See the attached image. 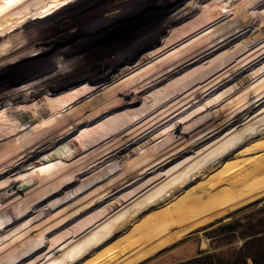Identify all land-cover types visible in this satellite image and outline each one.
I'll use <instances>...</instances> for the list:
<instances>
[{
    "label": "rangeland",
    "instance_id": "374dc122",
    "mask_svg": "<svg viewBox=\"0 0 264 264\" xmlns=\"http://www.w3.org/2000/svg\"><path fill=\"white\" fill-rule=\"evenodd\" d=\"M3 126L0 264L211 251L264 207L213 195L264 172V0H0Z\"/></svg>",
    "mask_w": 264,
    "mask_h": 264
},
{
    "label": "trees",
    "instance_id": "16d2710c",
    "mask_svg": "<svg viewBox=\"0 0 264 264\" xmlns=\"http://www.w3.org/2000/svg\"><path fill=\"white\" fill-rule=\"evenodd\" d=\"M212 250L175 264H264V207L211 233Z\"/></svg>",
    "mask_w": 264,
    "mask_h": 264
},
{
    "label": "bare ground",
    "instance_id": "6f19581e",
    "mask_svg": "<svg viewBox=\"0 0 264 264\" xmlns=\"http://www.w3.org/2000/svg\"><path fill=\"white\" fill-rule=\"evenodd\" d=\"M249 71H250V70H249ZM246 76H247V74L245 73L244 76H243V79H245ZM246 78H247V77H246ZM243 79H242V80H243ZM247 79H249V78H247ZM247 79H245V80H247ZM240 80H241V79H240ZM54 84H56V83L54 82ZM36 86H37V85H36ZM43 86H47V87H49V85H43ZM54 86H55V85H53V86L51 85V87H49V90H47V91H45V89H43L44 92H43V91H40V92H39V95L42 96V94L44 93L43 95L46 96L48 92H51V93H52V90H53L52 87H54ZM56 86H57V84H56ZM42 88H43V87H42ZM46 89H47V88H46ZM35 90L37 91L38 89L35 88ZM20 92H21V91H20ZM53 92H54V91H53ZM15 94H16V93H15ZM49 94H50V93H49ZM13 95H14V94H13ZM59 95H60V94H59ZM47 96H48V95H47ZM49 96H52V95H49ZM73 96H74V95H73ZM38 97H39V96H38ZM38 97H37V99H38ZM43 98H44V97H43ZM34 100H35V98H34ZM53 100H54V99H53ZM182 100H183V99H182ZM38 101H39V100H38ZM64 101H65V100H64ZM64 101H63V102H64ZM26 102H28V101H26ZM26 102H23V103L26 104ZM33 102L36 103V100L33 101ZM28 103H32V102L29 101ZM38 104H39V102L37 103V105H38ZM178 105H179V104H178ZM46 106H48V105H46ZM46 106H45V107H46ZM50 106H51V105H50ZM50 106H48V107L51 109ZM55 106H56V105H55ZM57 106H58V105H57ZM37 109H40L41 112H42L43 110H45V109L43 108V106H42V107H37ZM37 109H35V110H37ZM40 110H39V111H40ZM37 111H38V110H37ZM39 111H38V112H39ZM30 112H31V111L28 110V111L26 112L25 115H28ZM47 113H50V112H47ZM181 114H182V113H181ZM84 115H85V114H84ZM92 115H93V113L89 114L88 117H87V119H90V121L93 120L94 117L92 118ZM37 116H38V115H37ZM82 117H83V116H82ZM95 118H97V117L95 116ZM69 121H70V120H69ZM67 122H68V121H67ZM101 123H102V122H101ZM61 125H62V124H61ZM88 125H89V124H88ZM49 126H50V125H49ZM59 127H60V126H59ZM48 128H50V130H51V132H52V128H51V127H48ZM56 128H57V127H56ZM60 128H62L61 131H63V128L65 129V125H63V127H60ZM5 129H6V127L3 126L2 131L0 132V134H1ZM7 129H9V130H7L6 132H8V131H9L8 133L13 132V131H14V125H11V124L8 125V126H7ZM57 129H58V128H57ZM55 130H56V129H55ZM51 132H48V133H51ZM55 132H56V131H55ZM59 132H60V131H59ZM56 133H57V132H56ZM61 134H62V132L59 133V134L57 133L56 136H55L54 141L58 140V139L61 137ZM45 135H46V134H45ZM45 135H43V137H44ZM47 135L49 136V134H47ZM50 135H51V134H50ZM52 135H53V134H52ZM1 136H2V135H0V137H1ZM48 136H46V137H48ZM43 137H42V138H43ZM52 138H53V137H52ZM210 138H211V137H210ZM211 139H212V138H211ZM40 141H41V140H40ZM40 141H39V142H40ZM50 141H53V140H50ZM50 141H48V142H50ZM54 141H53V142H54ZM68 141H69V140H68ZM48 142H46V143H48ZM11 143H13L11 140H5V141H3V142H0V144H2V145H4V146H5V145H10ZM61 143H62V142H59V144H61ZM93 143H94V142H93ZM59 144H58V145H59ZM45 145H46V144H45ZM51 145H52V144H51ZM51 145H50V146H51ZM53 145H56V144L54 143ZM71 145H72V144H71ZM47 146H48V145H47ZM42 147H43V146H42ZM59 147H60V146H59ZM69 147H70V146H69ZM93 147H94V146H93ZM52 148H53V147H51V149H52ZM90 148H91V147H90ZM90 148H89V149H90ZM49 149H50V148H49ZM84 149H85V148H84ZM86 149H87V148H86ZM86 149H85V150H86ZM80 151H81V150H80ZM45 152H48V151L46 150ZM45 152H44V153H45ZM75 152H76V151H75ZM53 153H54V152H53ZM69 153H70V152H69ZM209 153H210V152H209ZM70 154H71V153H70ZM68 155H69V154H68ZM72 155H73V154H72ZM46 156H47V155H46ZM77 156H78V155H77ZM69 157H71V155H70ZM71 158H72V157H71ZM209 159H210V158H209ZM214 159H215V158H214ZM63 166H64V165H63ZM258 167H264V166H263V165H260V166H257V167H255V168H258ZM74 168H75V167H74ZM84 238H85V237H84ZM84 238H83V239H84ZM91 239H92V238H91ZM96 239H97V238H96ZM86 241H87V240H86ZM80 242H81V241H80ZM82 242H83V241H82ZM92 242H93V241H92ZM74 244H75V243H74ZM78 245H79V244L77 243V246H78ZM75 246H76V244H75L73 247H75ZM81 246H82V243H81ZM84 247H85V246H84ZM78 249H79V248H78ZM78 249H76L77 252H78ZM80 249H81V248H80ZM69 252H70V251H69ZM77 252H76V253H77ZM73 253H74V252H73ZM61 254H62V253H61ZM23 260H24V259H23ZM41 264H42V263H41Z\"/></svg>",
    "mask_w": 264,
    "mask_h": 264
},
{
    "label": "crops",
    "instance_id": "0c3cea01",
    "mask_svg": "<svg viewBox=\"0 0 264 264\" xmlns=\"http://www.w3.org/2000/svg\"><path fill=\"white\" fill-rule=\"evenodd\" d=\"M263 167H258V168H255L253 171L255 170H259ZM252 171V170H251ZM254 173V172H253ZM254 177H256L255 179L253 180H248L247 179L245 180L246 183L245 184H240V185H237L236 182H238V178L236 179V181H230V187L228 189H224V190H221L215 194H213L214 196L218 195L220 193V195L222 194L221 197L225 198V197H229L231 195H234V194H240V193H243V192H247L251 189H255V188H260V187H264V172H255V175ZM247 178V177H245ZM241 200V199H240ZM237 202V201H236ZM196 205V204H194ZM239 207H242L241 204L235 206V208H239ZM112 250V248L110 249ZM113 253V251H110V253ZM118 258V256H117ZM120 258V257H119Z\"/></svg>",
    "mask_w": 264,
    "mask_h": 264
},
{
    "label": "built area",
    "instance_id": "2783aa9c",
    "mask_svg": "<svg viewBox=\"0 0 264 264\" xmlns=\"http://www.w3.org/2000/svg\"><path fill=\"white\" fill-rule=\"evenodd\" d=\"M207 243L210 244L211 243V240L210 239H207Z\"/></svg>",
    "mask_w": 264,
    "mask_h": 264
}]
</instances>
